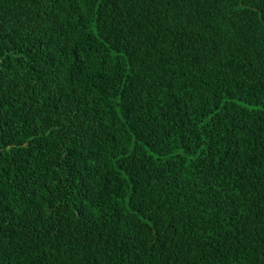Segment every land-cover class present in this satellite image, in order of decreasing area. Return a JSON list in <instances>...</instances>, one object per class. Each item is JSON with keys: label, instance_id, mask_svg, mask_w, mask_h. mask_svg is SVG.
Masks as SVG:
<instances>
[{"label": "trees", "instance_id": "obj_1", "mask_svg": "<svg viewBox=\"0 0 264 264\" xmlns=\"http://www.w3.org/2000/svg\"><path fill=\"white\" fill-rule=\"evenodd\" d=\"M0 264H264V0H0Z\"/></svg>", "mask_w": 264, "mask_h": 264}]
</instances>
